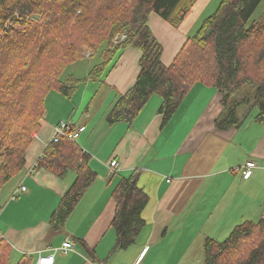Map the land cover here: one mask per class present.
I'll return each mask as SVG.
<instances>
[{
    "label": "crops",
    "instance_id": "1",
    "mask_svg": "<svg viewBox=\"0 0 264 264\" xmlns=\"http://www.w3.org/2000/svg\"><path fill=\"white\" fill-rule=\"evenodd\" d=\"M148 24L163 48L161 62L169 66L192 35L156 14H150ZM95 56L86 55L68 74L85 79L102 58L88 67L83 62ZM139 58L138 50L127 48L112 58L101 77L78 85L70 100L54 91L48 94L23 170L10 179L12 186L6 187L8 182L0 190V240L10 247L6 264L23 258L36 264L65 241L74 244L73 250L54 253L52 264H187L196 242L202 247L205 239L216 240L213 235L223 227L229 226L225 235L236 224L264 217V127L255 122V109H241L236 126L218 129L222 96L196 83L165 123L157 95L132 125L106 122L116 98L135 83ZM68 120L86 128L75 142L89 155L88 165L97 176L62 228L53 231L50 217L75 177L69 173L60 179L44 169H29L50 144L53 128ZM111 161L117 165L110 167ZM248 161L256 168L244 179ZM133 172L149 198L141 215L144 225L133 244L112 254V193Z\"/></svg>",
    "mask_w": 264,
    "mask_h": 264
},
{
    "label": "trees",
    "instance_id": "2",
    "mask_svg": "<svg viewBox=\"0 0 264 264\" xmlns=\"http://www.w3.org/2000/svg\"><path fill=\"white\" fill-rule=\"evenodd\" d=\"M196 1L0 0V190L24 168L48 94L54 91L70 100L78 85L101 77L112 58L127 48L140 52L139 73L108 110L109 125H132L153 95L162 99L159 114L165 123L187 90L199 83L222 96L224 110L216 128L236 126L241 109H255L254 120L264 127V23L249 22L262 0H221L172 63L163 66L150 14L177 27ZM89 54H100L102 60L85 79L66 74ZM247 87L252 89L248 94ZM89 158L75 141L60 138L38 160L37 169L60 179L69 173L75 177L50 217L53 231L62 228L96 179ZM137 182L133 172L113 190L112 254L133 244L144 225L141 215L149 198ZM79 244L93 257L83 241ZM9 253L0 240V264L7 263ZM18 264L29 261L23 258ZM203 264H264V217L236 224L224 241L205 239Z\"/></svg>",
    "mask_w": 264,
    "mask_h": 264
},
{
    "label": "rangeland",
    "instance_id": "3",
    "mask_svg": "<svg viewBox=\"0 0 264 264\" xmlns=\"http://www.w3.org/2000/svg\"><path fill=\"white\" fill-rule=\"evenodd\" d=\"M220 1L221 0H197L196 4L194 5V7L190 11V14H188V16L178 25L179 28L180 29H182V28L186 29L188 31L189 35L190 34L193 35L195 27H196V29L198 27H200L202 21L205 18H207L208 16H210L215 11V9L219 5ZM205 6L208 9L204 8ZM252 21H255L259 24L264 23V0H262L261 3L259 4L258 8L256 10H254V13H253L252 17L250 18L249 22H252ZM98 56H100V54L91 58L90 60H85L83 62V65H85V67H88L90 65H96L97 62H99V58H100ZM66 72H67L66 74L69 73V68L67 69ZM79 75H80V73H79ZM244 91H246L248 94L249 91H252V89L250 87H247L246 90H244ZM54 95H56V94L54 93ZM240 111L241 110H239V113H240ZM11 183L12 182H9L6 185V187L12 186ZM257 220H259V218L254 219L253 221H257ZM227 228L229 229V226L228 227L226 226V227H223V228L217 230V233L213 235V238H215L218 241H224L226 239V237H228V235L231 232L230 231L224 235L223 232H225V230H227ZM202 247L199 246V242H196V245H194L193 250L190 253L193 255V259H191L189 262H187V264H203V248ZM197 256L199 259L198 261H197Z\"/></svg>",
    "mask_w": 264,
    "mask_h": 264
},
{
    "label": "built area",
    "instance_id": "4",
    "mask_svg": "<svg viewBox=\"0 0 264 264\" xmlns=\"http://www.w3.org/2000/svg\"><path fill=\"white\" fill-rule=\"evenodd\" d=\"M86 128L84 126H76L73 121H61L53 128V134L50 139V143H57L60 138H67L72 141H76L80 134L85 132ZM34 136V134H33ZM42 156V155H41ZM38 158V160L41 158ZM38 160L35 161V164L31 166L29 169V173H32L38 167ZM110 167H115L117 165L116 161H111ZM256 168V164L253 161H248L243 167V178H249L253 170ZM22 192L25 190L24 187L21 188ZM74 248V244L71 241H65L60 248L52 249V255L42 256L39 258L36 264H52L54 261V253L60 252L62 254H66L68 251H72ZM137 264V263H136Z\"/></svg>",
    "mask_w": 264,
    "mask_h": 264
}]
</instances>
